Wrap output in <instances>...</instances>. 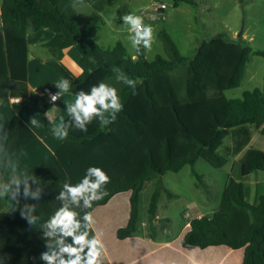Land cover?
Listing matches in <instances>:
<instances>
[{
	"label": "trees",
	"instance_id": "1",
	"mask_svg": "<svg viewBox=\"0 0 264 264\" xmlns=\"http://www.w3.org/2000/svg\"><path fill=\"white\" fill-rule=\"evenodd\" d=\"M74 1L2 0L0 100L22 97L51 133L44 117L49 105L29 92L27 84V34L49 28L53 35L45 46L51 57H62L70 45L80 52L82 72L75 79L65 78L71 81L70 92H87L103 81L118 89L124 108L107 127L93 120L86 133L70 129L66 140L58 139L60 145L52 155L34 166L22 165L20 173L27 169L39 177L44 192L39 202L21 196L15 210L13 203L0 200V264H43L39 259L45 250L43 234L39 225L29 227L20 209L25 203H36L41 222L47 220L60 206L55 196L62 185L80 182L91 166L102 168L111 178L103 189L104 198L86 210L93 216L89 239L95 236V228L100 230V264H108L107 259L111 264L142 263L137 258L149 250L148 242L135 232L140 193L147 180H156L146 222L155 239L156 224L162 220L158 217L159 198L164 192L175 195L163 183L162 176L168 171L177 172L190 164L202 184V176L194 168L198 159L220 168L236 156L242 175L264 170V86L246 89L241 97L229 98L225 93L241 85L251 54L264 56V49L254 50L248 43L219 33L202 40L189 56L161 29L165 55L149 59L141 48L133 61L122 42L106 47L91 34L93 26L103 21L106 7L116 0H85L93 9L87 19ZM171 1L174 6L196 4V0ZM126 8L124 5L120 11ZM114 67L137 81V94L117 83ZM54 84L50 88L56 90ZM255 134L258 137L252 143ZM35 136L18 115L0 132V183L15 174L11 157ZM77 211L82 217L83 211ZM179 244L188 254L198 250L207 256L209 252L211 263L264 264V190L252 203L244 183L230 176L218 208L211 215L191 218Z\"/></svg>",
	"mask_w": 264,
	"mask_h": 264
},
{
	"label": "rangeland",
	"instance_id": "2",
	"mask_svg": "<svg viewBox=\"0 0 264 264\" xmlns=\"http://www.w3.org/2000/svg\"><path fill=\"white\" fill-rule=\"evenodd\" d=\"M163 1L168 5L166 13L170 15L175 6L171 0ZM150 3L151 0H116L108 5L103 14V21L93 26L91 33L94 39L106 47L113 46L117 40H124L128 44L127 47L131 48L124 31L127 26L121 18L125 14H135L141 16L145 24L151 25L155 30V43L151 51H148L150 56L159 47V54L165 55L159 29L167 30L181 53L189 56L194 54L200 40L219 33L226 38L248 43L254 50L264 49V0H196V4L182 2L169 20L153 21L147 20L143 14L146 10L144 6H149ZM73 4L85 19L93 11L85 0H77ZM124 5L126 10L120 11ZM106 20H110L111 24H107ZM263 86L264 56L252 53L241 85L228 89L225 93L229 98L241 97L243 90ZM0 132H3L2 128ZM257 137L255 134L252 143ZM233 161L217 168L202 158L198 159L194 168L202 176V184L190 164H186L177 172L168 171L162 176L165 187L175 195L169 197L164 192L159 198L158 214L162 220H159L155 227L159 240H173L183 230L185 221L200 214L211 215L220 205L223 189L230 176L243 181L250 200L257 199V194L264 188V170L257 169L251 174L242 175L239 157H235ZM256 176L259 182L254 181ZM155 183V179L147 181L141 190L139 231L144 227L143 221L147 222V210Z\"/></svg>",
	"mask_w": 264,
	"mask_h": 264
},
{
	"label": "clouds",
	"instance_id": "3",
	"mask_svg": "<svg viewBox=\"0 0 264 264\" xmlns=\"http://www.w3.org/2000/svg\"><path fill=\"white\" fill-rule=\"evenodd\" d=\"M121 19L127 26V40L131 48L136 53H140L141 48L151 51L155 43L154 28L145 24L143 18L135 14H125ZM106 23L110 25L111 21L106 20ZM136 59L137 56L133 55L132 60ZM113 72L116 74L117 83H123L133 89L134 95L137 94L136 80L128 77L119 68L114 67ZM54 86L56 91L48 93L51 107L44 113V117L51 125L52 135L57 139L66 140L69 130L73 128L86 133L93 120H98L101 127H107L114 123L118 114L123 111L124 105L118 89L101 81L87 92H77L74 100L64 102L69 119L65 121L61 117L57 122V101L63 100L65 94L71 91L72 85L68 79H61ZM30 124L39 126L37 117H33ZM110 181V176L102 168L89 167L80 182H65L62 185L55 196L60 206L43 222L36 214V203L23 205L20 209L21 218L30 228L35 229L39 225L43 234L45 250L39 256L43 264H100L102 244L95 236L89 239L93 216L86 210L91 209L94 202L104 198L106 192L103 189ZM33 186H36L35 190ZM43 192L41 179L31 175L27 169L22 173L13 174L7 182L0 183V200L13 203V210L19 205L21 196L25 200L39 202ZM77 209L83 211L82 217Z\"/></svg>",
	"mask_w": 264,
	"mask_h": 264
},
{
	"label": "crops",
	"instance_id": "4",
	"mask_svg": "<svg viewBox=\"0 0 264 264\" xmlns=\"http://www.w3.org/2000/svg\"><path fill=\"white\" fill-rule=\"evenodd\" d=\"M160 1H163V0H160ZM1 3H2V0H0V28L2 26ZM179 7L180 5L175 6V9L173 10V12L170 13V15L166 13V9H167L166 8L163 19L169 20L174 15L175 10H178ZM147 8H148V4L144 6V9H147ZM160 30L161 29H159V32ZM124 31L127 33V29H124ZM52 35H53V32L49 28H41L37 31H29L27 34V43H28V48H29L28 58H27L28 90L29 92H32L36 94L37 96L41 97L49 105V108L51 107V105L48 102L49 96L41 95L40 94L41 90L47 87L50 88L52 84L57 83L61 79H65V78L75 79L82 72V68L79 64L80 52L74 45H70L66 47L63 51V56L60 58H54L50 56V53L48 52L47 47L45 46V43L52 37ZM202 40H205V39H202ZM202 40H200L199 43ZM117 42H122L124 46L126 47L127 52L130 55L132 56L136 55V51L132 48H128L127 47L128 44L124 40H117ZM161 47H162V43H161ZM196 47H195V50H196ZM160 50H161L160 47L159 49L157 48L154 54H152L151 56L148 54V50L144 49V52L147 58L153 59L157 54L161 53L159 52ZM248 65L249 63L247 64L245 73L247 71ZM245 73H244V76H245ZM74 98H75V94H73L72 92H69L65 94V97L63 98V100L61 99L60 101H57V106L59 107V112L57 115V122H59V119L61 117L64 120L68 117L64 102H66L67 100H74ZM14 115H18L19 117H21L33 129V131L36 134L35 138L29 144L21 148L10 159V162L14 169L15 174H19L22 170V165L31 167V166H34L42 162L47 157L52 155L59 147L60 141L57 138H55L52 135V133H50L47 130L44 123L38 118L33 108L31 106L26 105L22 97H8V98L1 99L0 100V129L2 128L3 132L6 130L7 126L9 125V122L11 121ZM33 117H37L39 121V126H33L30 124V120ZM236 157H239V156H236ZM233 162L234 161L230 163H233ZM254 171H252L251 173H253ZM150 180H147V181H150ZM254 181L259 182V180L257 179V176H256V180ZM263 190L259 194H257V199L254 201L248 198L247 190H246V197L250 202L256 203L259 199L260 194L263 192ZM186 215L187 213H185V216ZM201 215L202 214L198 216H201ZM158 217H159V214H158ZM142 224L144 227L140 231L137 229V231L135 232V235L138 238L143 239L148 242L149 250L143 255L144 258L142 256L137 258V259H140V261H142L141 264H217V263H211L210 257L208 255L210 254L209 252L207 253V256L199 253L198 250H195L192 253L188 254L180 247L179 237L189 225V220L185 221L183 225V230L173 240H168V239L159 240L158 235L156 236L155 239L151 238L149 235V229H148L147 223L143 221ZM102 230L104 232H110V230H106V231L104 229ZM94 231H95L96 238L100 240V235H99L100 230L95 228ZM101 244H102V241H101ZM102 247H103V244H102ZM175 252H179L187 256L188 258L184 256L178 257L176 256ZM153 254H156V256L148 258L149 255H153ZM107 262L108 264H111L110 260L108 259H107ZM133 262L135 261H131L126 264H131Z\"/></svg>",
	"mask_w": 264,
	"mask_h": 264
},
{
	"label": "built area",
	"instance_id": "5",
	"mask_svg": "<svg viewBox=\"0 0 264 264\" xmlns=\"http://www.w3.org/2000/svg\"><path fill=\"white\" fill-rule=\"evenodd\" d=\"M167 8V3L164 1H160V0H151V3L149 4L148 8L143 12L144 16L147 19L150 20H158V19H163L164 15H165V9ZM49 91H56L53 90L49 87L44 88L43 90H41L40 94L41 95H47Z\"/></svg>",
	"mask_w": 264,
	"mask_h": 264
}]
</instances>
